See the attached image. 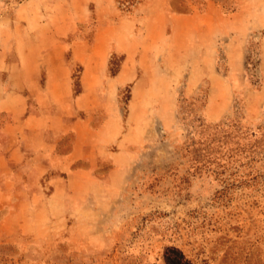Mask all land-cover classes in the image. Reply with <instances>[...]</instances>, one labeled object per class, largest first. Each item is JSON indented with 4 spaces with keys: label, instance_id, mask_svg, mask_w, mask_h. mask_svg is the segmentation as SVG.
Listing matches in <instances>:
<instances>
[{
    "label": "rangeland",
    "instance_id": "1",
    "mask_svg": "<svg viewBox=\"0 0 264 264\" xmlns=\"http://www.w3.org/2000/svg\"><path fill=\"white\" fill-rule=\"evenodd\" d=\"M30 48L73 98L106 60L87 140L110 155L37 176L14 155L36 106L8 61ZM0 61V264H264V0H0Z\"/></svg>",
    "mask_w": 264,
    "mask_h": 264
},
{
    "label": "crops",
    "instance_id": "2",
    "mask_svg": "<svg viewBox=\"0 0 264 264\" xmlns=\"http://www.w3.org/2000/svg\"><path fill=\"white\" fill-rule=\"evenodd\" d=\"M115 28L119 29V26L105 28L104 32ZM101 30V27L97 28L93 42L94 46H101L103 41L106 42L113 39L112 33L102 36ZM167 30V27L157 26L153 27L151 32L152 34L160 35L167 33ZM174 30L176 28L170 27L171 36L174 35ZM118 40H120V36ZM46 48L49 49L50 46ZM146 49H148V46L141 44V50L137 53L136 61L147 60L149 53ZM32 52V48L26 49L19 61H8L9 64L14 63L20 66V79L26 83V88L36 106L31 114L22 118L24 119L22 126L28 127L26 125L28 123L30 125V150H23L21 141L19 147L18 143L15 146L14 155H18L15 151L19 150L18 152L22 151V153L29 156L30 162L34 164L31 167L34 176H37L42 170L53 173L70 172L73 164L78 162H87L90 167L96 155H110L107 149L111 147V142L101 145L98 141L89 142L87 140L88 133L93 130L92 124L94 121L91 112L94 111V108L92 103L93 94L89 89H86V84H95L101 80L107 69V64L100 61L106 60L93 57L85 61H79L83 67L80 81L82 84H86L82 85L81 94L73 98L69 83V68L66 66L65 61L61 59L39 61L40 56L33 58ZM123 61H125V64H123L121 71L117 75V79L128 81V79H125L126 77L122 78V76L129 62L135 60L130 54H127ZM6 62L0 61V70L5 69ZM48 83H52L51 87L48 86ZM20 99L22 98H17V101L22 104ZM30 109H32L31 104L29 105ZM27 129L29 130V128ZM69 132L72 139L69 142V147L65 149V137ZM33 139L36 140L34 141ZM104 146L107 149H102Z\"/></svg>",
    "mask_w": 264,
    "mask_h": 264
}]
</instances>
